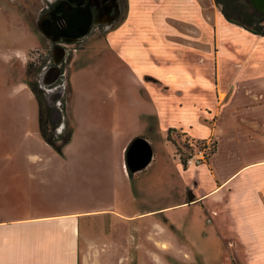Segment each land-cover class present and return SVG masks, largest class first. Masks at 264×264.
Instances as JSON below:
<instances>
[{"label": "crops", "instance_id": "1", "mask_svg": "<svg viewBox=\"0 0 264 264\" xmlns=\"http://www.w3.org/2000/svg\"><path fill=\"white\" fill-rule=\"evenodd\" d=\"M125 4L100 43L69 55L58 133L64 118L72 133L61 154L38 136V117L0 112V264H81L88 233L103 230L95 217H111L112 233H121L112 239L126 247L131 233L151 231L147 249L158 251L154 244L170 229L184 260L232 264L227 248L236 264H264V36L228 23L213 0ZM33 45L0 48V103L23 92L35 98L26 77L41 48ZM49 68L37 74L41 87ZM88 90L105 101H92ZM168 130L191 150L209 143L213 151L200 165L183 166ZM135 138L151 157L128 177L124 154ZM91 161L112 168L95 203L84 191ZM145 247L136 246L137 263H162Z\"/></svg>", "mask_w": 264, "mask_h": 264}, {"label": "rangeland", "instance_id": "2", "mask_svg": "<svg viewBox=\"0 0 264 264\" xmlns=\"http://www.w3.org/2000/svg\"><path fill=\"white\" fill-rule=\"evenodd\" d=\"M12 1H15L16 3L15 4L11 3V0H0V48L4 50L16 48V47L26 49L27 46L30 44L31 45L34 44L33 46H37V47L41 46V48L36 51L38 54L34 55L33 61L31 63H33L34 67L39 69V71H41L40 69L42 68L51 67L52 64L49 58H50L52 44L46 38H43V36L38 31V28H35L36 29L35 31L30 26V24L27 22L26 13L29 12V20H31V22H33V20L35 19L38 24L39 17L44 12L43 10L44 7L45 6L47 7L48 4H50V2H53L54 0H12ZM47 1H49V3ZM237 5H238L239 16L236 17V19L241 20L245 15L252 13L248 4L245 3L243 0H238ZM120 7H121L120 14L117 17H115L114 20L106 19L102 21L104 25L100 26L101 28L99 26L96 27L98 29L92 28L90 33L80 41H73L67 44L64 43L60 45V47L63 50H65V57L63 58L64 62H62L61 65L59 66L60 70L61 71L63 70L64 72V77L62 79L64 84L63 87L61 88L63 91L66 90L67 88V84H66L67 63H68L69 55L71 54L72 50L89 46L92 43L95 44L100 43L106 30L111 28L114 24H116L122 17L124 11L122 9L123 2L120 4ZM216 8L219 9V7L217 6ZM94 24H96V22H94ZM261 25L264 27V21L261 23ZM99 47H100L99 45L95 47V53L100 51ZM32 54H35V52H33ZM99 60L100 63L102 64L112 63L111 57H105V58L99 57ZM37 74L34 75L30 74V77H28L29 81L31 82L37 81L38 78ZM88 94L92 98V101L93 99H97V98H101L102 101L103 100L105 101L103 97L104 94L99 95L98 92L94 90H88ZM90 103L92 104L91 101ZM198 105L199 103H197L196 106ZM92 106L90 105L88 109L91 108ZM0 112H4V113L17 112V113L27 114L31 118L38 117V104L35 98L34 99L31 98L23 92L15 98L2 101V103H0ZM69 126L71 128L70 124ZM37 133L39 136L40 135L39 129ZM169 137L171 141H174L175 144L174 146L177 147L178 149L177 151L179 153L177 151L176 152L179 154V156L182 155L183 153H188L186 146L183 145L184 144L183 139H181L179 135L177 137L174 133L172 134L170 133ZM186 145L188 146L190 144L186 142ZM87 157H89V153L86 154V158ZM106 164L104 162H101L99 163L98 166H96L91 161V163H87L85 166V176H84L85 196L86 198H94V203L96 198L104 195L105 192L108 190V187L110 186L109 185L110 182L108 181L110 177L106 176V173L109 174L112 168L108 167ZM90 221H92L94 224L101 223L99 225V228L103 230L92 231L88 233L90 243L88 244V247H86L84 261L81 262V264H151V263H145L144 261L137 263V260L139 259L138 257L139 250L136 248L137 245L146 246L145 247L146 250L142 252L143 254H147V250L150 251L154 250L153 254L155 255L158 254L159 259L161 261L163 260L162 263L156 262L153 264H202L200 262L199 257L197 256L188 257V259L184 260L182 258V253H181L182 250L178 252L174 251L171 241L173 240L175 235L170 229L166 230L163 239L164 242L162 244L159 245L154 244L158 247V251H156L157 248L147 249V246H149V244L147 243L148 240H144L146 235L156 236L155 232L153 233H151V231L150 233L144 232V233H140L139 236L137 235V233H131L132 235L130 236L132 237L130 236L128 237L129 240L127 241V247H126L123 244L124 242H121L122 241L121 239H116V241H113L112 236L116 234L115 237H120L121 233L119 232L112 233L111 217H104L103 221H100L99 218L95 217L90 219ZM112 241L114 242L113 244L117 242L116 245L119 246L123 245V248L122 247L117 249L116 247L113 248ZM176 241L179 243L178 239ZM149 242L152 243L153 241L150 239ZM112 249L113 251L114 249L116 250L114 252V256H116L115 258L116 260H114L113 262H112ZM225 249H224L225 253L227 254L232 264H236L233 262L232 253L229 254V250L227 248ZM200 250L204 252V250H208V249L204 248Z\"/></svg>", "mask_w": 264, "mask_h": 264}, {"label": "water", "instance_id": "3", "mask_svg": "<svg viewBox=\"0 0 264 264\" xmlns=\"http://www.w3.org/2000/svg\"><path fill=\"white\" fill-rule=\"evenodd\" d=\"M243 1L248 4L252 12L264 16V0ZM79 3L77 5H79ZM66 4L74 12L65 19V25L63 27H58L54 24H51L50 26H42L41 24L37 25L40 34L52 44L51 51L54 54V57L51 60L52 66L49 68L53 70V74L47 78L43 87L52 85L59 78L60 61L63 59L64 55V50L60 47L59 43L62 42L67 44L73 41H78L79 39L84 38L90 29L91 12L89 7L92 6V4L88 3L79 8H72L68 2H66ZM61 95L62 92L60 91L54 98L50 99V97H48L49 100L47 101V122L50 132L53 135L58 134L62 124V113L57 104ZM150 157V148L144 139L135 138L131 140L126 147L124 154L126 172L134 174L143 170L149 163Z\"/></svg>", "mask_w": 264, "mask_h": 264}, {"label": "trees", "instance_id": "4", "mask_svg": "<svg viewBox=\"0 0 264 264\" xmlns=\"http://www.w3.org/2000/svg\"><path fill=\"white\" fill-rule=\"evenodd\" d=\"M238 0H213V3L215 6L219 7V12L222 15V17L231 24H234L254 35H261L264 36V27L261 25V23L264 21V16L257 15L256 13L252 12L248 15H245L241 20L236 19V17L239 16L238 11ZM120 3L123 2V14L126 10V4L125 0H119ZM245 2V1H244ZM246 3V2H245ZM235 16V17H233ZM123 17V15H122ZM121 17V18H122ZM120 18V19H121ZM61 71V70H60ZM39 72V69L34 67L33 63H28L26 65V77H30L31 75L37 74ZM67 84V83H66ZM27 85L30 89V91L33 93L37 104H38V129L41 139L50 146L57 154H61V150L64 145H66L71 137L72 130L67 122V120L64 118L63 120V128L60 133L53 135L50 132V128L47 122V113L48 109L47 106L43 100L42 91L38 89L36 81H29L27 82ZM66 94V95H65ZM69 94V87L67 85L66 90L63 91V94L60 99V110L62 115L64 116V110L67 103ZM172 131H167L166 140L171 142L173 145L174 141H171L169 138V135ZM184 146H186V149L188 153H183L180 155V162L183 163L185 159L192 154V151L190 148V145L192 142H190V145H186V142H183ZM202 143H195L194 147L197 148ZM176 151L178 150L175 146ZM213 151V146L209 147L208 154H210ZM178 152V151H177ZM179 153V152H178ZM182 156V157H181ZM128 177L131 176L129 172H127Z\"/></svg>", "mask_w": 264, "mask_h": 264}, {"label": "flooded vegetation", "instance_id": "5", "mask_svg": "<svg viewBox=\"0 0 264 264\" xmlns=\"http://www.w3.org/2000/svg\"><path fill=\"white\" fill-rule=\"evenodd\" d=\"M66 2H68L72 8H75V7L79 8V7L87 5L88 3L92 4V6L89 7L90 12H91L90 29L88 33L86 34V36L90 33L92 28H96L97 26L99 27L103 26L104 23L102 21L106 19L114 20L115 17H117L120 14V9H121L120 7L121 3L119 2V0H81V1L80 0H54L53 2H50V4H48L47 7L43 9L44 12L39 17L38 24H41L42 26L43 25L50 26L51 24H54L58 27H63L65 25V22H64L65 19H67L68 16L72 12H74L71 8L67 6ZM78 3L79 5H77ZM94 22H96V24H94ZM80 40L81 39H79L78 41ZM59 44L62 45L64 43L61 42ZM62 62H64V59L60 61V65ZM62 82L63 81H61L60 79L50 86L41 87L39 85L40 83L38 82V80L36 81V83L38 84L39 90L42 91L43 100L46 106H47V101L49 100L48 97L52 99L60 91L63 94V90L61 89L63 87ZM57 104H58V107L60 108V100L57 102Z\"/></svg>", "mask_w": 264, "mask_h": 264}, {"label": "built area", "instance_id": "6", "mask_svg": "<svg viewBox=\"0 0 264 264\" xmlns=\"http://www.w3.org/2000/svg\"><path fill=\"white\" fill-rule=\"evenodd\" d=\"M64 72L63 70L60 72L58 80L61 79L63 81ZM63 85V82H62ZM209 143H202L199 147L195 148L191 155H189L185 161L182 163L183 166H191V165H200L208 155L209 151ZM175 157L180 161V156L176 152Z\"/></svg>", "mask_w": 264, "mask_h": 264}]
</instances>
